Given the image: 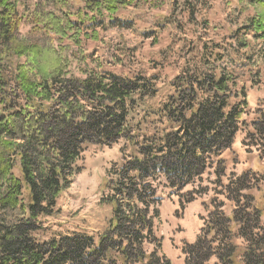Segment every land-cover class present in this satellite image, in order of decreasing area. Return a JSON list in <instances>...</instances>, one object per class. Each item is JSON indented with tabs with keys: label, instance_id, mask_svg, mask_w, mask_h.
<instances>
[{
	"label": "trees",
	"instance_id": "1",
	"mask_svg": "<svg viewBox=\"0 0 264 264\" xmlns=\"http://www.w3.org/2000/svg\"><path fill=\"white\" fill-rule=\"evenodd\" d=\"M78 1L40 0L30 11L18 0H0V264H172L156 235L165 198L177 197L183 209L210 191L235 208L229 215L221 204L209 211L202 234L184 243V264H207L212 256L220 264H264L261 209L247 193L264 175H227L223 157L230 151L237 162L232 145L248 108L240 78L254 52L240 50L249 48L248 36L264 39V0H248L252 16L230 36L236 47L213 38L191 42L172 92L148 122L154 112L137 116L155 95L154 83L105 69L82 49V40H98L105 16L114 24L119 8L141 0ZM24 18L30 29L22 36ZM75 60L90 65L77 75ZM252 127L246 139L261 161L263 110ZM117 143L121 159L107 169L100 199L110 208L104 230L97 238L38 240L41 220L59 213L57 200L80 172L86 148ZM233 236L243 238V249Z\"/></svg>",
	"mask_w": 264,
	"mask_h": 264
},
{
	"label": "rangeland",
	"instance_id": "2",
	"mask_svg": "<svg viewBox=\"0 0 264 264\" xmlns=\"http://www.w3.org/2000/svg\"><path fill=\"white\" fill-rule=\"evenodd\" d=\"M18 1L19 5H26L31 11L40 0ZM140 2L137 6L125 5L119 8L115 15L117 21L114 24H108V17L105 16L103 26L97 29L98 40H82V49L87 53L93 52L94 57H99L100 61L104 62L105 69L130 77L141 75L154 83L155 95L143 101L140 114L137 116L142 119L145 117L142 116L143 111L154 112L150 117L146 116L148 122L155 117L172 92L174 76L184 65L185 59L191 55L189 54L191 42L200 43L205 39L213 38L232 43L236 47L238 42H234L230 36L236 30L243 32L241 28L252 16L253 7L248 0H141ZM70 3L74 7H77V4L81 5L78 0H70ZM26 20L27 18H24L20 27L22 36H25L30 29ZM227 38L230 41H226ZM247 39L250 46L247 50H240V53L254 52L248 60L246 74L240 78V84L245 86L248 108L242 117L241 129L235 139L236 149L240 153L239 163L233 164L229 153L228 160L226 159L227 175L239 176L244 173L243 140L246 144H250L246 135L249 131H254L252 121L258 119L259 111H264V39L253 40L250 36ZM64 43L69 42L65 40ZM226 46L230 48L228 44ZM254 62L258 64L253 65ZM72 65L73 71L80 75V70L85 69L90 62L85 64L75 60ZM144 125L145 123L142 126L148 127ZM121 146V143H117L110 147L90 145L86 148L82 160L78 162V166L81 167L80 172L57 200L59 213L41 220L43 229L36 235L38 240L69 233H85L97 238L107 226L110 217L109 206L101 205L100 200L105 192L104 180L111 164L120 161ZM207 177L208 174L203 179ZM224 183H227L226 179ZM262 186L261 190L264 192V183ZM210 187L216 188L213 185ZM216 189L220 193L221 189ZM200 198L206 201L215 200V203L210 205L211 210L220 204L223 205L220 207L221 211L230 207L235 208V204L229 202L224 194L220 195L214 191ZM198 205L199 202H196L182 209L175 196L166 197L163 202L161 222L157 227L156 235L162 237L163 252L172 264H182V259L185 257L182 252L184 243H194L189 241L195 231L193 224L196 222V215H192L186 209ZM204 215H206L205 211ZM212 259L218 261L217 258Z\"/></svg>",
	"mask_w": 264,
	"mask_h": 264
},
{
	"label": "crops",
	"instance_id": "3",
	"mask_svg": "<svg viewBox=\"0 0 264 264\" xmlns=\"http://www.w3.org/2000/svg\"><path fill=\"white\" fill-rule=\"evenodd\" d=\"M236 139V138H235ZM249 150L251 151V152H249ZM233 151L237 154V155H239V157H238V159L240 158V153L237 151V149H236V141L234 142V144H233ZM248 151V152H247ZM226 154V156L228 157L229 155H228V152H226L225 153ZM243 154H244V160H243V168H245V170L246 169H248L249 167L251 168V169H254V170H258L259 168H264V161L262 160V161H259L258 159H257V150L255 149V148H251V149H247L246 148V146L244 147V151H243ZM238 165V164H237ZM260 170V169H259ZM261 173H262V171H260ZM263 183H264V181H262ZM263 187V186H262ZM252 192V195L255 197V204L259 207V208H262L263 206H264V192L262 191V190H260V189H253V190H251ZM263 192V193H262ZM201 200V201H200ZM263 200V201H262ZM204 200H202L201 198H199L198 200H195V201H193L192 203H195L196 204V202H199V205L198 206H193L191 209L190 208H187L186 210L188 211H190V213H192V215H196V222L193 224L194 226H195V231H194V233H193V236L191 235V239H190V241L189 242H193L196 238H197V236H198V234H199V232H200V229L203 227V225H201V224H203V219H201V217H203V216H205L204 215V209H203V205H202V202H203ZM192 203H190V204H192ZM189 204V205H190ZM260 206H262V207H260ZM263 209H264V207H263ZM207 213V212H206ZM199 217H200V219L201 220H199ZM261 219H262V224H263V228H264V210L263 211H261ZM202 221V222H201ZM237 243H241V240L239 239V240H237L236 241ZM239 245H242V244H239ZM217 261L215 260V259H212L211 261H210V263H216ZM182 264H183V259H182Z\"/></svg>",
	"mask_w": 264,
	"mask_h": 264
},
{
	"label": "bare ground",
	"instance_id": "4",
	"mask_svg": "<svg viewBox=\"0 0 264 264\" xmlns=\"http://www.w3.org/2000/svg\"><path fill=\"white\" fill-rule=\"evenodd\" d=\"M201 104V103H200ZM226 157V156H225ZM209 159V158H208ZM216 165V164H215ZM211 173V172H210ZM257 176V175H256ZM245 182V181H244ZM197 183V182H196ZM217 193V192H216ZM148 194V193H147ZM148 197V196H147ZM143 241V240H142Z\"/></svg>",
	"mask_w": 264,
	"mask_h": 264
}]
</instances>
